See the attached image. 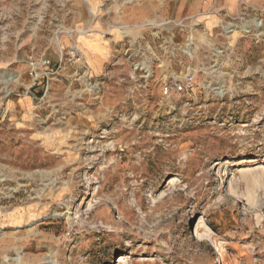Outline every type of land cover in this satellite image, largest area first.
I'll list each match as a JSON object with an SVG mask.
<instances>
[{"label": "rangeland", "instance_id": "obj_1", "mask_svg": "<svg viewBox=\"0 0 264 264\" xmlns=\"http://www.w3.org/2000/svg\"><path fill=\"white\" fill-rule=\"evenodd\" d=\"M226 1L0 0L19 262L264 264V37L223 31L264 0ZM33 59H51L36 85Z\"/></svg>", "mask_w": 264, "mask_h": 264}, {"label": "crops", "instance_id": "obj_2", "mask_svg": "<svg viewBox=\"0 0 264 264\" xmlns=\"http://www.w3.org/2000/svg\"><path fill=\"white\" fill-rule=\"evenodd\" d=\"M237 0H227L226 2L230 7H234ZM245 4L248 5L247 10L250 14H256L260 13L264 16V7L258 8L253 3H249L248 1H244ZM262 10V11H261ZM99 47V48H97ZM102 45L101 44H93L90 46L89 49L94 53L93 60L95 64H99V57L102 55ZM51 60V59H50ZM26 101L27 98H23ZM29 215V209H26L20 205H15L12 207H7L6 204H3L0 200V264H16L12 261H18L20 260L21 255L20 252V244L15 242L16 239H20L22 225L23 223L28 220ZM16 232V233H15ZM39 244L37 241L34 244L35 249ZM12 251H18L16 256H8L9 253ZM33 261L34 264H38L39 256L36 252L34 256L30 257L28 260ZM18 263H21L18 261ZM22 264V263H21Z\"/></svg>", "mask_w": 264, "mask_h": 264}, {"label": "built area", "instance_id": "obj_3", "mask_svg": "<svg viewBox=\"0 0 264 264\" xmlns=\"http://www.w3.org/2000/svg\"><path fill=\"white\" fill-rule=\"evenodd\" d=\"M248 5L244 4V11L243 14L249 16L250 13L247 11ZM244 17V23L237 25V23L229 22L226 27H223V31L226 34H229L237 29L243 35L254 36L257 43H260L264 37V16L260 13L254 14L252 17ZM248 18V19H247ZM31 71L33 77V85L38 84V81L45 72L41 71V65H48L50 64L49 59L43 60H31ZM194 82L192 79H188L185 82L181 81H172L170 84H166L164 87L165 93L169 94L173 90L174 91H183L190 88H193Z\"/></svg>", "mask_w": 264, "mask_h": 264}]
</instances>
